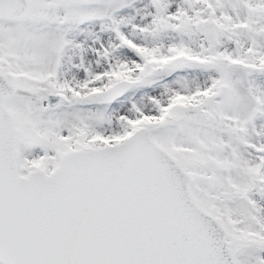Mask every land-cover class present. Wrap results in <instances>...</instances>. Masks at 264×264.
<instances>
[{"label": "snow or ice", "instance_id": "snow-or-ice-1", "mask_svg": "<svg viewBox=\"0 0 264 264\" xmlns=\"http://www.w3.org/2000/svg\"><path fill=\"white\" fill-rule=\"evenodd\" d=\"M0 264H264V0H0Z\"/></svg>", "mask_w": 264, "mask_h": 264}]
</instances>
